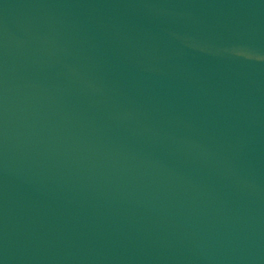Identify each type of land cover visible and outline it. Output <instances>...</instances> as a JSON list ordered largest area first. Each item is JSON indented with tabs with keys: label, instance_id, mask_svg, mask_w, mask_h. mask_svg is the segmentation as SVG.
<instances>
[{
	"label": "water",
	"instance_id": "1",
	"mask_svg": "<svg viewBox=\"0 0 264 264\" xmlns=\"http://www.w3.org/2000/svg\"><path fill=\"white\" fill-rule=\"evenodd\" d=\"M0 264H264V0H0Z\"/></svg>",
	"mask_w": 264,
	"mask_h": 264
}]
</instances>
